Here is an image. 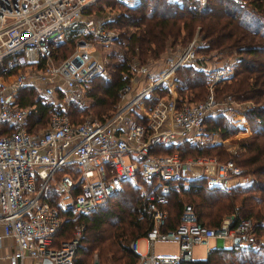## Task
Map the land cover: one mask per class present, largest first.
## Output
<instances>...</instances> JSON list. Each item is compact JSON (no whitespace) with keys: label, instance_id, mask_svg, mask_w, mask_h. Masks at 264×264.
Listing matches in <instances>:
<instances>
[{"label":"built area","instance_id":"1","mask_svg":"<svg viewBox=\"0 0 264 264\" xmlns=\"http://www.w3.org/2000/svg\"><path fill=\"white\" fill-rule=\"evenodd\" d=\"M110 1L0 0V238L14 241L8 264H25L26 259L30 264H41L43 259L49 264H72L82 216L125 186L136 190L137 219L146 221L142 234L128 243L136 255L133 264H189L192 246L206 247L211 238L257 251L263 240L255 235L251 218L234 221L227 215L218 225L206 226L197 222L189 204H183L175 226L161 229L166 216L162 203L173 185L187 188L190 179L201 178L229 194L232 186L251 179L231 159H180L175 151L156 153L158 147L182 140L212 143L203 129L204 117L214 110L210 87L229 77L232 67L216 69L207 95L198 101L178 102L173 81L178 66L195 64V50L204 40L194 36L159 70L135 68L146 78L144 86H119L109 113L69 119L70 107L83 106L90 79L107 74L106 58L98 49L118 37L109 26L117 14ZM189 1L200 7L205 4V0ZM112 2L132 7L139 0ZM67 42L68 51L55 58L60 44ZM159 85L169 94L155 96L147 104V94ZM21 92L32 101L19 103ZM38 102L51 105L44 124L30 120ZM60 168L65 172L53 181ZM51 182L53 196L47 191ZM69 224L70 235L57 239V230ZM154 242H174L176 250L154 252Z\"/></svg>","mask_w":264,"mask_h":264},{"label":"trees","instance_id":"2","mask_svg":"<svg viewBox=\"0 0 264 264\" xmlns=\"http://www.w3.org/2000/svg\"><path fill=\"white\" fill-rule=\"evenodd\" d=\"M99 1L103 2V0ZM110 3L113 7L121 8L109 26L124 27L123 31L117 33L115 43L124 41L126 60L118 64L111 80H103L102 84L99 83L100 80L97 81L99 91L97 94L93 91L89 94L93 97L92 104L114 105L117 88L128 81V74L123 75L122 71H127L129 58L133 57L140 61L146 57L157 58L168 39L174 41L180 32L183 33V39L188 38L196 26L200 38L207 43L208 49L225 50L227 54H233L239 67L229 77L216 81L218 83L212 87L214 94L228 95L235 101L251 102V105L243 110L250 132L239 144V152L231 155L230 158L251 176L250 181L232 186L229 194L206 185L201 178L190 179L187 188L173 185L162 203L166 216L161 229L173 228L183 204H189L197 222L202 225L216 226L227 215H232L234 221L239 218H251L254 221L255 235L264 236V0H243V2L205 0L203 7L189 0L180 3L168 0H139L132 7L116 5L112 0ZM126 28L129 31H126ZM64 46L68 47L70 43L60 44V49ZM63 55V50H58L55 58ZM204 75L205 72L196 66L190 64L178 66L176 80L179 96H176V100L178 102L185 100L181 94L185 90L195 97L199 96L205 83ZM96 79L100 78L93 77L89 85ZM18 101L24 104L32 99L28 101V98L21 95ZM50 109V104L38 102L36 113L32 114L30 120L44 124ZM69 119L76 120L70 116ZM208 120L210 121L206 115L203 119V129L207 133L213 131L219 137L225 138L236 130V127L229 123L221 124L218 120L210 122ZM30 126L31 124H28V130ZM174 150L180 159L188 155L214 156L220 161L229 159L218 158L209 153L213 151L217 156L227 155L218 144L197 145L185 140L160 146L156 153L166 154ZM63 172L65 169L60 168L54 176H59ZM113 197L117 199L113 202V206L109 207L110 209L98 208L99 210L96 209L82 216L83 228L89 229L90 233L94 234L91 239L95 241L94 245L98 248L103 261L116 263L122 259L121 264H133L136 255L129 250L128 243L140 236L146 228V221L137 219L140 212L139 197L136 190L130 186H125L121 192L110 196ZM120 204L121 207L125 206L126 213L122 214ZM113 207L117 209L118 214L113 211ZM113 217L118 224L112 227L108 235L100 234L101 225L108 224ZM65 234L62 227L57 230L56 236L64 237ZM88 241L90 238L81 236L74 264H82L83 257L88 253V246L83 249L81 242L87 244ZM239 253H241L239 264H264L262 246L257 251H253L248 247L237 245L230 248H212L207 251L204 260L191 261L189 264H214V257L233 256ZM234 258L231 260L233 261Z\"/></svg>","mask_w":264,"mask_h":264},{"label":"rangeland","instance_id":"3","mask_svg":"<svg viewBox=\"0 0 264 264\" xmlns=\"http://www.w3.org/2000/svg\"><path fill=\"white\" fill-rule=\"evenodd\" d=\"M168 1L180 3V2H177L175 0H168ZM240 2H243V0H240ZM113 10H114V12H117V14H118L121 11V8L117 7L115 9L113 8ZM114 29L118 33L119 31H123L124 27L118 26ZM125 30L129 31L128 28H126ZM198 31H199L198 27L196 26L195 29L193 30L192 34L188 38L183 39L182 38L183 33L180 32L179 36L174 41H173V39H168L165 46L163 47V51L158 55L157 58L151 59L150 57H146L143 61H140V59L138 60V59L133 58V57L131 59L129 58L127 60V64H128L127 71H122L123 75L126 73L128 74L127 84L129 83L132 87H135V89H139L140 87L144 86V84L146 82V78L143 77L142 75L136 73L135 68H137L138 66H141V65L148 67V69L152 70V71H156V70H159L160 68H163L165 66L166 61L168 59L172 58V56L177 52L179 47H182L187 41L191 40L194 36H197L198 38H200L201 35H200V32H198ZM123 42L124 41H120V43L113 42V43L109 44L107 47H103V48L98 49L99 52L102 55L104 54V56L106 58L105 67H106V73L107 74L104 77H99L100 79H96V80L92 81L91 85H89V87L87 89L83 106L72 107V108L70 107V109H68V113H69V116L71 118L76 119V120L85 119V118L86 119L87 118H100V116H103V115L109 113L113 109L114 105L108 106L107 104H104V105L92 104L93 97H91L89 94L92 91L95 94H97V92L99 91L98 86H97V84H98L97 81L100 80L99 83L102 84L103 80H111L113 78L114 72H116L115 70H117L116 67L118 66V64L120 62H122V60H126L125 59L126 52L124 51L125 48L123 47L124 46ZM68 49H69V46L68 47L64 46L63 48H61L59 50H63V52L66 53V51H68ZM195 52H196L197 57H196V62H195V64H193V66H196L198 69H202L205 72V75H204L205 83H204L203 89L201 90L202 92L197 97L193 96V94H190L191 92H188L186 90L182 91L183 92V93H181L182 97L185 100H189V102L190 101H198V100H202L205 98V96L208 93V82H209L210 76H212L213 72L216 69H223L226 67H232V73L235 70L239 69L238 64H237L233 54H227L226 53L227 51H225V50L217 51L213 48L208 49L206 42L201 47H197ZM158 61H160V62H158ZM173 81H174L175 96H179L178 92H177L178 82L176 80V70L173 74ZM216 83H218V82H214L213 85H211V87H210L212 94H213V98H214V105H213L214 110L210 114L207 115L208 119H210V121L218 120L221 122V124L229 123V124L233 125L234 127H236V130L225 138L219 137L216 132L208 131L209 132L208 133L209 134L208 135L209 136L208 141H212V143H211L212 145L218 144L227 155L217 156L216 154H214L213 151H209V153L211 155L212 154L215 155L218 158H223V159L229 158L230 159L231 155L239 152V150H240L239 144L246 138V136L250 132L249 123L244 116L243 110L248 105H251V102H249V101H244V102L235 101L234 99H232L228 95L222 96L221 94H217V95L214 94L212 87ZM203 91H204V93H203ZM164 93L169 94L168 90L166 88H164L163 86H161V85L156 86L153 88V90L149 94H147L148 97L145 98L144 100L147 102V104H149V102H151L155 96H159V95L164 94ZM19 94H20V92H19ZM204 94H205V96H203ZM21 95L25 96L24 92H21ZM116 97H117V95H116ZM27 98H28V101L31 99L29 97H27ZM45 102H47V101H45ZM26 103H28V102H26ZM36 122H37V120H36ZM186 157H192V156L188 155ZM212 157H214V156H212ZM57 178H58V175L54 176L53 181H55ZM52 184H53V182H51L49 184V186L47 187V191L50 194V196H53V192H54ZM116 199L117 198H115V197H113V198L109 197L99 207V209H102V208L110 209L109 207L113 206L112 204ZM119 208H120V210H122V212H123L122 214L126 213L125 206L121 207V204H120ZM112 209H114L113 211L116 214H118L117 209H115L114 207ZM115 224H118V222H117L116 218L113 217L110 219L108 224H102L101 225V228L99 229L100 234L108 235V233L110 232L112 227L115 226ZM69 227H70V224L66 227H63L64 231L66 232L64 237L56 236V238L62 239V238L68 237L70 235L69 232L71 229ZM93 235L94 234L90 233L89 229L82 228V230H81L82 238H84L85 236L87 237V239L90 238V241H88L87 244L85 242H81V244H83V249L86 248L85 246H88V250H87L88 253H86L85 256L83 257L82 264H95V263H97V264H121L122 259H121V261H118L116 263L111 262V261H107V262L103 261L104 259L101 256L98 248H96L94 245L95 241H92V239H91V237ZM260 238L263 240L262 248H264V236H260ZM218 243L219 242H217L211 238L208 240L206 247L208 248V250H210V249L216 247ZM138 244H139L138 248L141 250L142 249L141 240L138 241ZM227 244H228V240L224 239L222 246L226 247ZM206 247L204 245L194 244L192 246L191 251H190L192 260L193 261L204 260L206 257ZM152 249L154 252H160V253L175 252L176 244L174 242H154ZM237 254H235L233 256L222 255L220 258L214 257L213 262H214V264H230V263H233L235 261L234 264H239V261L241 259V257H240L241 253H239V255H237ZM76 257H77V254L74 257L72 264H74ZM232 258H234L233 261L231 260Z\"/></svg>","mask_w":264,"mask_h":264},{"label":"crops","instance_id":"4","mask_svg":"<svg viewBox=\"0 0 264 264\" xmlns=\"http://www.w3.org/2000/svg\"><path fill=\"white\" fill-rule=\"evenodd\" d=\"M158 62H160V61H158ZM164 210H165V208H164ZM165 213H166V210H165ZM214 240L217 241V242H219L217 244V246H220V245L222 246L223 241L217 240V239H214ZM137 245H139L138 242H137ZM13 247H14V241H13V239H11L9 237H1L0 238V264H8V262H7V256L11 253V251L13 250ZM214 248H219V247H214ZM220 248H230V242L228 241V244H227L226 247H223L222 246ZM207 251H208V248L206 247V253H207ZM24 263L25 264H30L31 261L28 260V259H26L24 261Z\"/></svg>","mask_w":264,"mask_h":264},{"label":"water","instance_id":"5","mask_svg":"<svg viewBox=\"0 0 264 264\" xmlns=\"http://www.w3.org/2000/svg\"><path fill=\"white\" fill-rule=\"evenodd\" d=\"M234 241H236V238H234ZM216 247H222L221 245L220 246H216ZM41 264H49V262L46 260V259H43Z\"/></svg>","mask_w":264,"mask_h":264}]
</instances>
